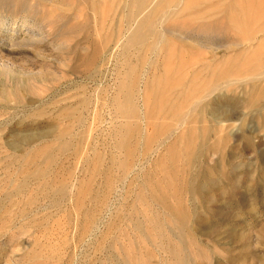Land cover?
Wrapping results in <instances>:
<instances>
[{
  "label": "rangeland",
  "instance_id": "rangeland-1",
  "mask_svg": "<svg viewBox=\"0 0 264 264\" xmlns=\"http://www.w3.org/2000/svg\"><path fill=\"white\" fill-rule=\"evenodd\" d=\"M127 1L0 0V21L37 33L0 49L14 67L0 71V264H264V41L154 20L162 51L145 40L120 56ZM93 50V76L68 72ZM129 80L139 116L126 157L114 110ZM190 90V117H170Z\"/></svg>",
  "mask_w": 264,
  "mask_h": 264
},
{
  "label": "bare ground",
  "instance_id": "bare-ground-1",
  "mask_svg": "<svg viewBox=\"0 0 264 264\" xmlns=\"http://www.w3.org/2000/svg\"><path fill=\"white\" fill-rule=\"evenodd\" d=\"M91 1H92L91 2L92 5L96 7L98 0H91ZM123 12L124 14L122 20L126 25L129 26V28L126 31V37L124 41L120 45V49H119V54H121L120 56L127 55L131 46L134 47L140 46V48H142L141 45L145 40L149 41L148 49L152 54L159 53L162 51V48L161 46L160 47L158 46L159 45L158 43L162 41L164 35L158 32V30H156L157 28L152 27L151 23L154 20H159L161 23H174V24L188 23V24H196V25H204V26L213 25L214 23H226L231 25L236 31H238L239 32L238 34L240 35L249 37L251 40L252 38L257 39L258 41L260 40L259 43L262 40L264 41V0H128L127 4L124 5L123 7ZM23 22L19 24L18 22L15 21L14 23H8L7 21L5 22L4 20L0 21V32L3 30L2 31L3 34L0 33L1 50L4 49V46H6V48L7 46H9L10 48H14L15 46H18V39H20V37L26 39V38H32L37 35L36 32L31 30L30 27H28L27 21L24 23ZM260 46L261 47H259V51L257 50L258 48H256L255 50L260 52L261 49H263L264 44ZM6 50L9 49L7 48ZM5 54H6L5 57L7 56V54H9L10 55L9 57L11 58H13L15 55V53L13 54L10 52H7ZM100 56H101L100 61L104 63L105 59L108 57V52L104 50L102 51ZM2 57L4 56H0V71L9 72L10 70H13L14 68L13 65L10 62L4 60ZM97 57L99 59L97 51L95 50H93V52L90 54V56L87 57V59L84 56L81 55L78 56V60L82 61L83 64H79V65L73 64L68 69V72L70 74H75L76 72L80 71V67L83 66L81 71L84 73V75L87 78L88 76L89 77L93 76L92 71L95 70L94 62ZM252 63L248 65L249 68L258 67L260 64H262L261 61L254 62L253 64ZM226 72H223L221 74V77L225 76ZM134 73H135V66L129 64L126 68L125 76H127V78L129 77L134 78L135 76ZM9 78L12 81V83L14 82L16 84V80H14L13 76H10ZM94 79L95 78H93V80ZM75 82L76 81L72 80L70 86L74 88L76 91V89L79 88V86ZM132 84H133L132 80H129V85L127 87L125 86L123 81L122 83L119 84L118 95L121 96L123 101L118 102L115 105V110H114L116 114L122 117V119H126L125 125H122L121 123L120 125L119 124L115 125V133H118V135L121 137L120 138L121 140L120 141L118 140L119 142L117 141L118 143L117 147L125 152L126 157L127 156L130 157L132 153L131 149H133L129 140L138 130V126L135 125L136 123H133V120H131L134 118H138L139 116V112L132 104V97H133ZM198 90L196 89V91ZM214 90L215 87L212 85L207 88H204L205 96H208ZM250 92H251L250 94L251 96L248 99V107L254 108L260 96L256 88L252 89ZM77 94L78 93L76 92L71 94L70 98L72 97L73 99H76L78 97ZM191 94L192 92L190 90L188 94H185L183 96L185 98L181 104L167 107V114H169L170 117H174L178 119L180 118L182 119L183 122L187 120L190 117L191 111L190 110L182 111V110H184L187 100L188 101L190 100ZM88 97H89L88 95H85V97L82 99V102L88 99ZM202 101L204 100L201 99L196 102L197 108L198 106H201L198 108V110L204 109L206 111L207 108L210 106V103L209 101L202 103ZM164 103H165L164 100L160 101L159 109L166 108ZM64 112L65 110L61 109L59 111V114H63ZM160 128L161 131L163 130L162 132H164L166 130L165 128L167 127L159 126V129ZM64 133H65L64 129L58 130V134L62 135ZM203 147L204 148L208 147L211 148L212 150V147L207 143H204ZM214 150L215 149L213 148V151ZM128 161L129 158L125 159L124 162L123 161L122 162L129 165ZM233 176L234 173H232V177ZM76 246L77 244L75 243V247ZM71 249L73 248L71 247ZM73 256H75V253L73 254Z\"/></svg>",
  "mask_w": 264,
  "mask_h": 264
}]
</instances>
